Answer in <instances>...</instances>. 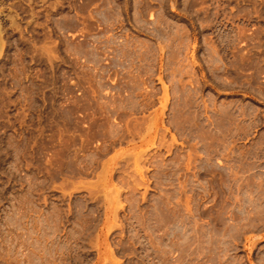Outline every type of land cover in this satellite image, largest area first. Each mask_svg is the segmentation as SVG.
<instances>
[{"label": "rangeland", "instance_id": "374dc122", "mask_svg": "<svg viewBox=\"0 0 264 264\" xmlns=\"http://www.w3.org/2000/svg\"><path fill=\"white\" fill-rule=\"evenodd\" d=\"M0 264H264V0H0Z\"/></svg>", "mask_w": 264, "mask_h": 264}]
</instances>
